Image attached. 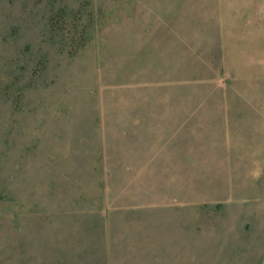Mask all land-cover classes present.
Segmentation results:
<instances>
[{
  "label": "rangeland",
  "instance_id": "1",
  "mask_svg": "<svg viewBox=\"0 0 264 264\" xmlns=\"http://www.w3.org/2000/svg\"><path fill=\"white\" fill-rule=\"evenodd\" d=\"M205 101L264 102V0H0V264H264L263 187L132 171Z\"/></svg>",
  "mask_w": 264,
  "mask_h": 264
},
{
  "label": "crops",
  "instance_id": "2",
  "mask_svg": "<svg viewBox=\"0 0 264 264\" xmlns=\"http://www.w3.org/2000/svg\"><path fill=\"white\" fill-rule=\"evenodd\" d=\"M165 39L167 44L179 43L174 42L172 33ZM197 105L195 126L183 122L187 113L181 111L169 112L163 126L149 129L150 133L162 130L168 134L165 140L168 147L141 150L132 171L141 174L142 184L155 188L164 181L168 186L188 188L189 175L193 173L198 188L213 193L216 189L224 191L227 198L238 188L258 191L264 188V102L205 101ZM190 128L198 135L196 149L191 151L187 137Z\"/></svg>",
  "mask_w": 264,
  "mask_h": 264
}]
</instances>
